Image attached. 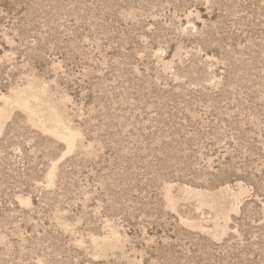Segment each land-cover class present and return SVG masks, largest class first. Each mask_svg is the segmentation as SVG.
I'll list each match as a JSON object with an SVG mask.
<instances>
[{
  "label": "rangeland",
  "instance_id": "1",
  "mask_svg": "<svg viewBox=\"0 0 264 264\" xmlns=\"http://www.w3.org/2000/svg\"><path fill=\"white\" fill-rule=\"evenodd\" d=\"M31 81L83 143L6 121L0 264H264V0H0Z\"/></svg>",
  "mask_w": 264,
  "mask_h": 264
},
{
  "label": "bare ground",
  "instance_id": "2",
  "mask_svg": "<svg viewBox=\"0 0 264 264\" xmlns=\"http://www.w3.org/2000/svg\"><path fill=\"white\" fill-rule=\"evenodd\" d=\"M9 91L8 94H0V102H2L0 104V134L3 132L5 123L11 118L13 112L19 110L25 113L29 123L34 127L36 126L43 133L63 141L66 145L67 153H73L77 146L83 143L81 134L72 125L65 113V102L63 100L60 103L54 102L49 95L50 91L43 83L31 81L25 87H15ZM56 170L57 165L53 163L47 176L51 184L56 175ZM243 194L244 188L240 187L238 191L231 189L222 190L217 196L221 201L229 200L232 203ZM229 198H233V200L231 201ZM213 234L217 236L216 232ZM114 238H119V236L115 235ZM110 241L112 240H95L94 245L100 251H104L108 250L112 245Z\"/></svg>",
  "mask_w": 264,
  "mask_h": 264
}]
</instances>
